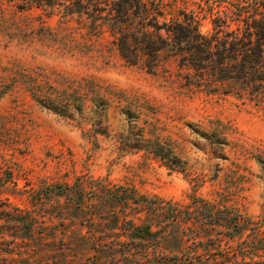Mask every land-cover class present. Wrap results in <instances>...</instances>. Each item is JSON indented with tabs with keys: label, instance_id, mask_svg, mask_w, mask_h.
Instances as JSON below:
<instances>
[{
	"label": "rangeland",
	"instance_id": "1",
	"mask_svg": "<svg viewBox=\"0 0 264 264\" xmlns=\"http://www.w3.org/2000/svg\"><path fill=\"white\" fill-rule=\"evenodd\" d=\"M176 2L197 11L204 0ZM15 3L0 0V264H154L152 245L137 252L123 213L99 202L100 185L180 203L195 193L264 232L261 106L174 60L128 64L106 21ZM122 138H158L185 172L121 151Z\"/></svg>",
	"mask_w": 264,
	"mask_h": 264
},
{
	"label": "trees",
	"instance_id": "2",
	"mask_svg": "<svg viewBox=\"0 0 264 264\" xmlns=\"http://www.w3.org/2000/svg\"><path fill=\"white\" fill-rule=\"evenodd\" d=\"M6 1L16 2L21 11L61 8L106 21L128 64L150 71L174 60L216 89L222 86L224 94L244 97L264 110V0H204L197 11L176 12V0ZM204 21L210 25L206 31ZM129 140L121 139V151H144L167 169L185 172L184 162L158 138L147 145H141L150 141L142 135L139 143ZM191 181L195 188L203 183L199 176ZM99 190L100 203L123 213L121 225H127L137 252L144 242L152 245L154 264H264L262 221L233 207L195 193L180 203L125 186L100 185Z\"/></svg>",
	"mask_w": 264,
	"mask_h": 264
}]
</instances>
